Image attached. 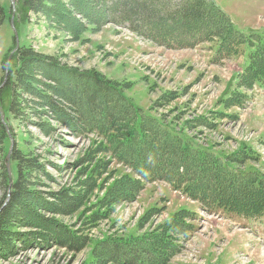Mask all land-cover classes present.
<instances>
[{"label": "rangeland", "instance_id": "1", "mask_svg": "<svg viewBox=\"0 0 264 264\" xmlns=\"http://www.w3.org/2000/svg\"><path fill=\"white\" fill-rule=\"evenodd\" d=\"M212 1L242 35L264 36V0ZM19 2L0 0V89L6 83L14 43L20 47L30 45L58 63L101 77L114 87L116 94L99 96L97 107L123 96L121 99L131 106V111H140L134 122L128 116L125 120L124 129L130 134V127L150 123L155 135L142 131L143 137L163 140L158 137L163 130L172 141L187 143L199 158L207 155L219 161L222 173L229 172L234 183H241L247 172L255 171L264 177V85H236L247 64L250 42L238 45L234 53L223 57L216 52V39L189 48H167L114 23H86L81 35L73 38L47 24L40 15L28 13L24 17L22 11L18 12ZM37 87L46 88L39 84ZM236 92L241 94L238 100L223 105ZM7 103L4 92L0 119L10 139L0 146V209L9 201L11 184L17 178L15 162L9 155L14 144L27 156H36L48 175L34 173L30 179L41 196L53 199L51 192L64 186L77 192L78 204L72 210L66 208V214L53 215L70 231V245L14 242L6 258L0 256V264H118L104 260L101 241L120 254L118 244L127 245L159 230L158 226L182 208L195 213V230L185 238H177L182 249L166 264H264V215L250 217L220 207L203 210L201 202L184 194L186 184L174 183V188L165 179L134 176L129 165L118 158L115 150L119 139L114 130L101 133L82 125L73 134L53 119L54 112H34L46 107L34 109L28 103L12 117L6 111ZM116 104L119 105L117 101ZM4 116L8 117L7 123ZM125 176H133L141 185L133 189L125 186L120 194H109L113 183ZM14 223L17 226L12 228L17 233L30 229ZM126 258L122 256L124 264Z\"/></svg>", "mask_w": 264, "mask_h": 264}, {"label": "trees", "instance_id": "2", "mask_svg": "<svg viewBox=\"0 0 264 264\" xmlns=\"http://www.w3.org/2000/svg\"><path fill=\"white\" fill-rule=\"evenodd\" d=\"M21 11L24 17L28 13L42 16L47 24L68 32L73 38L81 35L86 23H114L167 48L193 47L196 43L216 39L217 54L223 57L234 53L238 45L250 42L247 64L238 75L236 85L237 88L264 85V36L256 33L247 37L242 35L228 15L212 0H20L18 12ZM11 49L13 53L7 68L4 64L8 56L2 60L8 76L0 89V99L2 102L3 93L6 92V111L12 117L31 103L34 109V106L47 108L41 111L35 109L34 112H54L53 119L73 134L82 125L101 133L114 130L115 138L119 139L115 150L118 158L129 165L134 176L165 179L171 185L186 184L184 194L201 202L203 210L212 211L220 207L224 211L250 217L264 215V177L260 173L247 172L241 183H234L229 172L222 173L223 165L219 161L207 155L199 158L198 154L187 148V143L182 144L176 139L172 141L163 130L158 135L163 140L143 137L142 131H151L155 135L150 123L130 127V131H133L130 134L124 129L125 120L128 116L133 121L140 111H131V106L121 99L123 96L104 101L102 106L97 107L99 96H109L108 92L116 94V89L105 83L104 79L60 64L56 58L44 55L30 45L15 47L14 43ZM37 84L46 88L39 89ZM84 84L88 87L83 89ZM24 95L31 97L25 99ZM238 96L241 94L236 92L221 103L231 104L233 100H238ZM113 110H116L115 113H112ZM4 117L7 123L8 117ZM36 124L40 125V122ZM6 128L0 119V146L2 141L10 139ZM115 138L111 137V140ZM9 155L15 162L17 178L11 184L13 189L10 190L9 201L0 209V256L6 258L14 242L70 245L73 242L70 231L59 224L53 215L66 214V208L72 210L78 204L77 192L63 186L51 192L53 199L41 196L42 193L34 189L35 181L30 180L34 173L45 174L36 156H27L15 144ZM136 185H141L139 180L125 176L113 183L109 194H120L125 191V186L133 189ZM176 186L174 184L173 187ZM194 218L193 211L179 209L158 226L159 230L135 239L143 243L137 244L133 240L125 243L127 245L118 244L120 254L114 253L112 247L108 249L105 241H101L103 258L106 262L116 261L118 264H124L122 256L127 257V264H166L174 253L182 249L177 238H185L195 230ZM12 222H19L30 229L17 233L12 228L17 225Z\"/></svg>", "mask_w": 264, "mask_h": 264}, {"label": "water", "instance_id": "3", "mask_svg": "<svg viewBox=\"0 0 264 264\" xmlns=\"http://www.w3.org/2000/svg\"><path fill=\"white\" fill-rule=\"evenodd\" d=\"M16 36V35H15ZM1 87V86H0ZM0 117H1V115H0ZM2 118V117H1Z\"/></svg>", "mask_w": 264, "mask_h": 264}]
</instances>
